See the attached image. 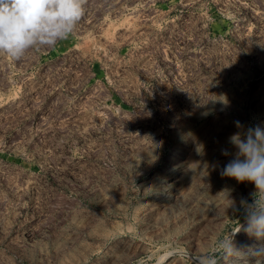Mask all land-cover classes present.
<instances>
[{"label": "rangeland", "instance_id": "rangeland-1", "mask_svg": "<svg viewBox=\"0 0 264 264\" xmlns=\"http://www.w3.org/2000/svg\"><path fill=\"white\" fill-rule=\"evenodd\" d=\"M255 126L264 0H85L68 39L0 54V264H190L243 222L254 186L221 169Z\"/></svg>", "mask_w": 264, "mask_h": 264}, {"label": "clouds", "instance_id": "clouds-1", "mask_svg": "<svg viewBox=\"0 0 264 264\" xmlns=\"http://www.w3.org/2000/svg\"><path fill=\"white\" fill-rule=\"evenodd\" d=\"M85 0H0V54L18 61L26 53L54 47L74 34L84 15ZM237 128L242 125L236 122ZM235 151L221 169V175L237 183L252 184L251 199H241L234 212L243 222L229 232L227 239L219 238L216 249L205 253L186 252L190 264H219L220 260L241 252L236 247L235 236L244 232L256 243L249 247L252 264L264 258V129L248 127L243 133L229 137ZM175 255V252H173ZM264 264V259H260Z\"/></svg>", "mask_w": 264, "mask_h": 264}]
</instances>
